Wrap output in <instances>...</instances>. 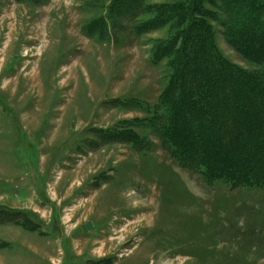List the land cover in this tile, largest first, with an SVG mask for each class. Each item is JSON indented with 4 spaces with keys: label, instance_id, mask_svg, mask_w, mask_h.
I'll return each mask as SVG.
<instances>
[{
    "label": "rangeland",
    "instance_id": "374dc122",
    "mask_svg": "<svg viewBox=\"0 0 264 264\" xmlns=\"http://www.w3.org/2000/svg\"><path fill=\"white\" fill-rule=\"evenodd\" d=\"M184 1L0 0V206L17 212L0 226L31 234L26 253L0 232V264H264V177L256 188L205 178L194 164L221 132L204 115L172 130L160 109L182 40L166 47L175 29L157 16ZM211 2L220 63L262 73ZM204 58L199 73L218 76ZM254 114L259 173L264 111ZM224 148L215 156L232 165Z\"/></svg>",
    "mask_w": 264,
    "mask_h": 264
},
{
    "label": "trees",
    "instance_id": "16d2710c",
    "mask_svg": "<svg viewBox=\"0 0 264 264\" xmlns=\"http://www.w3.org/2000/svg\"><path fill=\"white\" fill-rule=\"evenodd\" d=\"M204 1L211 2L213 0H191L190 2L184 1L162 6L157 16V22L173 25V29H175L172 40L166 47L170 46L175 49L178 46V44L175 45V41L182 40L181 47L175 51L177 59L174 62L172 60L174 73L166 92H164V100L160 103V109L163 113L166 111L170 113L167 118L172 130L182 120L191 121L195 117V121L199 122L201 115H204L208 117L206 123L221 132V136H219L221 143L218 137L210 134V139L205 140L208 141L209 146L205 148L206 152L200 156L202 161L194 162V167L202 176L210 180L226 181L236 187L256 188L260 186L261 179L264 177V167L258 168L259 173L254 172L252 165L257 145L254 143L252 146L251 149L254 150H249V146L253 145L252 141H256L254 139L255 123L253 121L256 118L254 113L264 111V71L259 74L244 72L239 74L225 61L220 63L213 32L207 24L213 14L205 9ZM218 1L221 2V5H218L219 8L223 5L226 9L224 23L228 42L235 48L242 49L241 52L246 58L255 64L264 63V1ZM214 2H211V5H215ZM197 27L200 28L196 32ZM204 56L208 57L209 62L220 63V67H217L218 76L215 74L202 76L199 73L201 67L204 71L206 70ZM221 79L229 84L227 88L229 90L219 98L215 95L210 96L209 91L215 90L214 86ZM222 103L223 105H221ZM224 105L229 107L225 108ZM225 111H228L227 114H229L227 119L226 114H223ZM200 126L198 124L194 128L195 131L198 128L196 132L200 131ZM172 135H174V131ZM218 142L225 146L224 153H227L226 157L229 155L227 158L233 162L232 165H227L226 162L219 160L217 155L215 156L220 147ZM191 143L204 144V140L199 137L191 138ZM262 143L259 142V144ZM188 148H190L189 145L181 148V152L185 154L184 152ZM189 151L186 154L187 157L192 155L191 148ZM261 173L262 175H260ZM1 213L15 215L17 212L0 206Z\"/></svg>",
    "mask_w": 264,
    "mask_h": 264
},
{
    "label": "crops",
    "instance_id": "0c3cea01",
    "mask_svg": "<svg viewBox=\"0 0 264 264\" xmlns=\"http://www.w3.org/2000/svg\"><path fill=\"white\" fill-rule=\"evenodd\" d=\"M18 180V179H16ZM20 178L18 180V184L24 187H26V183L28 182L27 180H24L26 183L23 185L21 184L23 181H20ZM19 209L20 206H18ZM4 230V231H3ZM10 230V231H9ZM42 231V230H41ZM0 232H3V234H7L9 235V233H13V235H11L12 237L14 236L13 240H11L13 242V244L16 246H23V249H25L24 251H26V253L29 251L30 246L28 245V243L23 242V239L27 240L28 238L31 237V234L29 231L25 230L24 228H17V227H10V226H0ZM21 245V246H20ZM28 250V251H27Z\"/></svg>",
    "mask_w": 264,
    "mask_h": 264
}]
</instances>
